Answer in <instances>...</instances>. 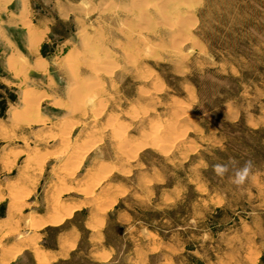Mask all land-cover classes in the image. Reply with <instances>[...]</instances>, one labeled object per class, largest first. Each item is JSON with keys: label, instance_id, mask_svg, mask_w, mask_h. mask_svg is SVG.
Listing matches in <instances>:
<instances>
[{"label": "rangeland", "instance_id": "obj_1", "mask_svg": "<svg viewBox=\"0 0 264 264\" xmlns=\"http://www.w3.org/2000/svg\"><path fill=\"white\" fill-rule=\"evenodd\" d=\"M71 1L0 0V264H259L264 0Z\"/></svg>", "mask_w": 264, "mask_h": 264}, {"label": "crops", "instance_id": "obj_2", "mask_svg": "<svg viewBox=\"0 0 264 264\" xmlns=\"http://www.w3.org/2000/svg\"><path fill=\"white\" fill-rule=\"evenodd\" d=\"M23 3V10H20V14L16 15L17 19H13L16 21L17 25L20 26H24L27 27L28 25H30V21H29V16H30V12L27 10V6L28 4H30V0H21ZM53 6H55L57 8V14L59 17L61 18H69L72 15V1L71 0H53ZM52 19H49L46 15H41V18L39 19L38 23H39V27L38 30L39 31H43L44 33L50 29V25L52 24ZM34 24V23H32ZM28 29V28H27ZM37 30V32H39ZM0 85H7L9 87H11V85L5 83V82H1L0 81ZM1 89V87H0ZM26 248L25 246L22 247ZM35 260V264L37 263L36 258H34ZM112 262V261H111ZM259 264H264V252L261 256L260 262Z\"/></svg>", "mask_w": 264, "mask_h": 264}, {"label": "clouds", "instance_id": "obj_3", "mask_svg": "<svg viewBox=\"0 0 264 264\" xmlns=\"http://www.w3.org/2000/svg\"><path fill=\"white\" fill-rule=\"evenodd\" d=\"M229 163L234 164L235 162L230 160ZM252 166V161L247 160L241 167L235 168L234 174L230 177L231 182L237 186L243 185L250 176ZM213 171L216 175L223 177L229 171V164H214Z\"/></svg>", "mask_w": 264, "mask_h": 264}, {"label": "trees", "instance_id": "obj_4", "mask_svg": "<svg viewBox=\"0 0 264 264\" xmlns=\"http://www.w3.org/2000/svg\"><path fill=\"white\" fill-rule=\"evenodd\" d=\"M1 86V85H0ZM5 88V93H0V116H5L9 106V102H13L17 99L15 89L10 88L7 85H2ZM257 133L258 131H254Z\"/></svg>", "mask_w": 264, "mask_h": 264}, {"label": "bare ground", "instance_id": "obj_5", "mask_svg": "<svg viewBox=\"0 0 264 264\" xmlns=\"http://www.w3.org/2000/svg\"><path fill=\"white\" fill-rule=\"evenodd\" d=\"M34 37H35V36H34ZM33 42H36V40H34ZM117 133H118V132H117ZM117 133H116V134H117ZM124 144H125V143H124ZM19 249H20V248H19ZM17 253H18V252H17ZM14 254H15V253H14Z\"/></svg>", "mask_w": 264, "mask_h": 264}]
</instances>
